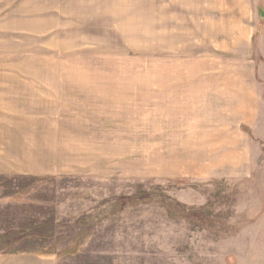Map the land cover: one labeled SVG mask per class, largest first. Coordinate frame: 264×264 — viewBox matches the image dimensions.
<instances>
[{
    "label": "rangeland",
    "instance_id": "obj_1",
    "mask_svg": "<svg viewBox=\"0 0 264 264\" xmlns=\"http://www.w3.org/2000/svg\"><path fill=\"white\" fill-rule=\"evenodd\" d=\"M201 3L0 0V253L264 264V129L229 123L264 90Z\"/></svg>",
    "mask_w": 264,
    "mask_h": 264
},
{
    "label": "crops",
    "instance_id": "obj_2",
    "mask_svg": "<svg viewBox=\"0 0 264 264\" xmlns=\"http://www.w3.org/2000/svg\"><path fill=\"white\" fill-rule=\"evenodd\" d=\"M201 5L204 6L205 18L208 15L206 10V5L209 0H201ZM211 2L216 3L218 1L222 6L218 4V9L222 10L223 5L227 6L226 12L232 17L231 23H226L219 25L217 28L213 25L210 27L207 24V21L204 24L207 26L208 31L205 33V36L212 37V40H219L220 47H226L227 44L222 43V39L233 40L235 48H242L243 37H246L245 46L249 50L247 56L237 55L236 60L242 64L243 69L250 71L249 62L252 63L253 74L250 76V73H247V78H250L252 82L259 88L264 90V0H210ZM262 7V8H261ZM235 17V20L234 18ZM241 67V66H240ZM239 68V67H238ZM237 72H239L237 70ZM257 74L258 82L255 83V75ZM246 76V75H245ZM241 76L237 77L235 80V94H228L226 97H223L222 100L227 103V97L229 95L237 96L238 102H242V105L234 104L231 109V114L233 118L229 120V123L234 124L235 126H244L248 128L264 129V103H259L261 107H257L255 101L252 100L250 105H245L243 100V93L240 91L243 89V83H240ZM250 80V81H251ZM213 93L216 98L224 95L223 91H217V87L220 85H225L221 79H213ZM240 84H242L240 86ZM246 100H250V96L254 97L257 101L256 95L253 96L250 90L245 91ZM242 97L241 99L239 97ZM246 102V101H245ZM222 107L223 104L221 103ZM215 110V109H214ZM222 110V108H221ZM215 120L217 116L214 117ZM213 120V123L215 122ZM215 127L223 128L227 127V124H215ZM212 136V132H207L205 134V139H208V136ZM259 135V133H258ZM0 264H57V259L51 256H44L39 254H19V253H0Z\"/></svg>",
    "mask_w": 264,
    "mask_h": 264
},
{
    "label": "trees",
    "instance_id": "obj_3",
    "mask_svg": "<svg viewBox=\"0 0 264 264\" xmlns=\"http://www.w3.org/2000/svg\"><path fill=\"white\" fill-rule=\"evenodd\" d=\"M139 200V197L138 196H131V197H126V196H122L120 199H119V204L122 207H125L126 205L128 204H131V203H135ZM140 200H144V199H140Z\"/></svg>",
    "mask_w": 264,
    "mask_h": 264
}]
</instances>
